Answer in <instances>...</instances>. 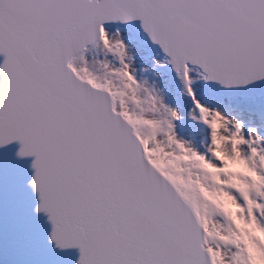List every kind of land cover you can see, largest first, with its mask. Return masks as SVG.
Masks as SVG:
<instances>
[{"label": "snow or ice", "instance_id": "snow-or-ice-1", "mask_svg": "<svg viewBox=\"0 0 264 264\" xmlns=\"http://www.w3.org/2000/svg\"><path fill=\"white\" fill-rule=\"evenodd\" d=\"M0 264H264V0H0Z\"/></svg>", "mask_w": 264, "mask_h": 264}]
</instances>
